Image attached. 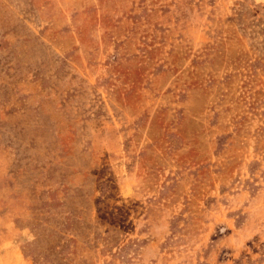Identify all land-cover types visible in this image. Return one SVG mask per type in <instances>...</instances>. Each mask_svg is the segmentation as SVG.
<instances>
[{
    "label": "rangeland",
    "instance_id": "374dc122",
    "mask_svg": "<svg viewBox=\"0 0 264 264\" xmlns=\"http://www.w3.org/2000/svg\"><path fill=\"white\" fill-rule=\"evenodd\" d=\"M0 264H264V0H0Z\"/></svg>",
    "mask_w": 264,
    "mask_h": 264
}]
</instances>
